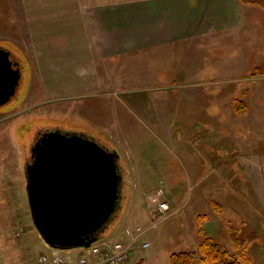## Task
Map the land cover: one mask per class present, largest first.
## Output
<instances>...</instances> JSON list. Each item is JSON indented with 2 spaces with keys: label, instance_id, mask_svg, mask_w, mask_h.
<instances>
[{
  "label": "crops",
  "instance_id": "obj_1",
  "mask_svg": "<svg viewBox=\"0 0 264 264\" xmlns=\"http://www.w3.org/2000/svg\"><path fill=\"white\" fill-rule=\"evenodd\" d=\"M7 4L9 24L21 27L26 51L22 59L29 68L30 84L46 100L99 96L118 105L135 85L161 84L158 77L167 73L157 69L170 68L166 84L178 83L179 77L185 90L169 94L175 110L164 119L169 129L162 130H174V119H179L186 133L196 132L192 139L199 144L172 141V147L188 163H197L190 167L197 177L224 182L222 175L229 169L233 187L224 189L218 181L214 188L245 212L248 233L257 240L260 230L264 239V7L241 0H11ZM171 67L177 71L176 79ZM129 99L157 126L158 114L142 95ZM209 133L211 137L202 141ZM169 160L167 154L161 160L166 169ZM207 162L211 167L202 175ZM173 171L169 175H175ZM217 207L222 210L223 204ZM66 256L76 260L78 253L70 251ZM37 257L24 264H33Z\"/></svg>",
  "mask_w": 264,
  "mask_h": 264
},
{
  "label": "rangeland",
  "instance_id": "obj_2",
  "mask_svg": "<svg viewBox=\"0 0 264 264\" xmlns=\"http://www.w3.org/2000/svg\"><path fill=\"white\" fill-rule=\"evenodd\" d=\"M9 1L0 0V47L12 50L14 58L22 63V70L16 93L0 106V264H24L26 260L29 263L40 253L52 252L32 220L26 191V166L31 162V150L38 136L56 128L87 134L119 151L123 175L120 203L98 238L103 241L119 239L123 238L126 227L151 226L143 237L149 246L142 248L138 244L126 264H171L172 253L197 248L208 236L230 252L229 260L236 259L241 264H264V239L260 237V230L259 239L247 240L239 247L230 237L236 233L244 238L250 231L245 212L228 199H222L214 188L218 181L223 183L224 189H229V185L233 187L231 171L226 168L222 175L226 179L224 182L217 177L209 180L195 176L190 171L194 164L188 163L187 158L172 146L174 142L184 141L185 144L187 140L199 144L193 140L196 132L194 135L186 133V127L179 119H174V130L163 131L170 127L166 126L164 119L175 110L168 99L169 94L178 95L185 90L181 79H176L177 71L171 67L178 83L166 84L171 79L170 68L157 69L159 73L164 70L167 73L158 77L161 84L135 85L128 98H119L118 105L99 96L46 100L37 94L36 85L30 84L29 68L22 59L26 51L22 49L19 36L21 27L10 25V17L9 20L6 18ZM18 22L21 23L20 19ZM12 26L14 28L10 30ZM135 95H142L146 105L158 114L157 126L150 122L148 115L131 105L133 102L129 98ZM210 134L202 141L211 137ZM166 154L170 158L167 169L162 163ZM210 167L209 162L205 163L202 175L208 174ZM172 170L173 176L169 175ZM164 200L169 201L171 214L175 213L167 219L160 218L156 209L157 203ZM219 202L223 204L222 210L217 207ZM61 251L68 254L80 250Z\"/></svg>",
  "mask_w": 264,
  "mask_h": 264
},
{
  "label": "water",
  "instance_id": "obj_3",
  "mask_svg": "<svg viewBox=\"0 0 264 264\" xmlns=\"http://www.w3.org/2000/svg\"><path fill=\"white\" fill-rule=\"evenodd\" d=\"M21 69L0 47V106L16 93ZM120 153L79 132L44 131L26 166L34 226L51 248L90 247L116 213L123 175Z\"/></svg>",
  "mask_w": 264,
  "mask_h": 264
},
{
  "label": "built area",
  "instance_id": "obj_4",
  "mask_svg": "<svg viewBox=\"0 0 264 264\" xmlns=\"http://www.w3.org/2000/svg\"><path fill=\"white\" fill-rule=\"evenodd\" d=\"M168 200L157 203L159 215L170 213ZM144 225L138 224L134 227H126L123 238L110 241L99 240L89 248L80 250L77 259L72 260L59 249H52L50 253H41L33 264H126L130 259V254L137 245L142 248L149 246V242H144L143 237L147 229Z\"/></svg>",
  "mask_w": 264,
  "mask_h": 264
},
{
  "label": "trees",
  "instance_id": "obj_5",
  "mask_svg": "<svg viewBox=\"0 0 264 264\" xmlns=\"http://www.w3.org/2000/svg\"><path fill=\"white\" fill-rule=\"evenodd\" d=\"M247 3H255L264 6V1L260 0H241ZM218 205V204H217ZM253 234V233H251ZM241 238L236 233L230 235L235 246H240L241 243L247 240L253 241L254 235ZM230 252L222 247V244L214 241L210 236L199 243L197 248L190 250H183L172 253L170 255L171 264H202L208 262L209 264H241L236 259L229 260Z\"/></svg>",
  "mask_w": 264,
  "mask_h": 264
},
{
  "label": "flooded vegetation",
  "instance_id": "obj_6",
  "mask_svg": "<svg viewBox=\"0 0 264 264\" xmlns=\"http://www.w3.org/2000/svg\"><path fill=\"white\" fill-rule=\"evenodd\" d=\"M20 68H21V70H22V66H20ZM39 136H40V135H39ZM39 136H38V137H39Z\"/></svg>",
  "mask_w": 264,
  "mask_h": 264
}]
</instances>
